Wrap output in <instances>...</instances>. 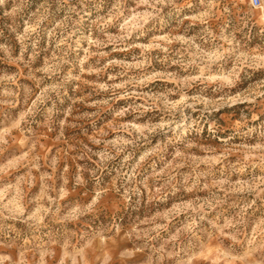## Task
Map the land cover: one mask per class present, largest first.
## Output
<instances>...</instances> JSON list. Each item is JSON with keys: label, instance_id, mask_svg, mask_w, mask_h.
<instances>
[{"label": "clouds", "instance_id": "1", "mask_svg": "<svg viewBox=\"0 0 264 264\" xmlns=\"http://www.w3.org/2000/svg\"><path fill=\"white\" fill-rule=\"evenodd\" d=\"M0 264H264V0H0Z\"/></svg>", "mask_w": 264, "mask_h": 264}]
</instances>
